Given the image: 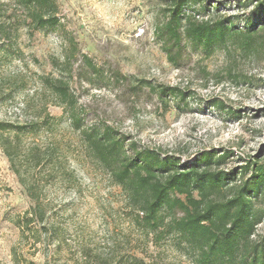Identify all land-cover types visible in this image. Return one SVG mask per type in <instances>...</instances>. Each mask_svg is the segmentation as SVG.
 Masks as SVG:
<instances>
[{"label": "rangeland", "instance_id": "1", "mask_svg": "<svg viewBox=\"0 0 264 264\" xmlns=\"http://www.w3.org/2000/svg\"><path fill=\"white\" fill-rule=\"evenodd\" d=\"M52 1L59 24L40 29L31 21L35 4L0 0V123L39 122L37 133L21 138L19 173L0 147V264H85L83 247L91 256L116 249L146 262L194 264L172 247L173 238L153 243L134 224L123 188L86 136L109 128L128 152L136 144L182 164H195L205 150L232 152L219 168L238 175L217 189L231 194L264 166V29L252 49L236 38L206 51L183 37L174 64L161 34L172 0ZM249 1L189 3L183 29L186 17L232 18L245 32L250 18L258 20V5L245 7ZM59 83L76 100L71 109L82 118L80 128L54 95ZM165 87L177 92L162 96ZM4 136L13 138V131ZM36 148L49 156L37 166ZM248 163L252 171L244 173ZM27 190H36L48 209L45 224H32L35 235L20 227L32 205ZM259 190L254 205L264 212V182ZM262 235L264 219L254 238Z\"/></svg>", "mask_w": 264, "mask_h": 264}, {"label": "trees", "instance_id": "2", "mask_svg": "<svg viewBox=\"0 0 264 264\" xmlns=\"http://www.w3.org/2000/svg\"><path fill=\"white\" fill-rule=\"evenodd\" d=\"M35 4L32 23L47 29L59 24L55 15L56 4L52 0H25ZM204 0H172L170 18L161 30L165 38V51L168 60L178 63L182 57L183 37L206 51L225 46L229 40L239 38L245 49H252L257 43L256 37L264 29V0H250L245 7L257 4L258 20L250 18L245 32L234 28L232 18L214 23L185 18L187 27L183 29V13L192 2ZM184 30V34L182 32ZM55 97L65 101L69 109L75 105V98L66 83L55 86ZM176 88H161L160 95L176 93ZM184 97V93L181 92ZM217 107H223L218 104ZM73 124L80 128L82 118L71 109ZM50 115L45 122L49 125ZM39 122L26 125H8L0 123V147L9 158L12 167L19 157L21 138L26 132L37 133ZM12 130L14 137H5ZM91 149L111 167L114 181L123 188L126 201L134 213V224L144 232L153 243L161 244L173 238V248L184 251L194 264H264V235L254 238L257 226L264 219V212L255 209L254 200L262 190L264 166L252 171L248 163L244 173L251 176L231 194H222L226 183L235 180L238 170L224 171L219 167L225 163L232 152L220 153L217 150H205L199 154L195 164L181 163L170 155L151 148L139 149L132 144L130 152L119 134L109 128L95 129L87 134ZM35 165H40L49 156L36 148L31 153ZM199 165H203L200 167ZM213 165L216 168H213ZM32 205L21 218L20 227L25 234H34L32 224H45L48 209L43 206L36 190H27ZM178 213H181L179 215ZM90 249L81 248L85 264H162L155 259L146 262L143 258L127 252L109 249L106 253L88 254Z\"/></svg>", "mask_w": 264, "mask_h": 264}]
</instances>
